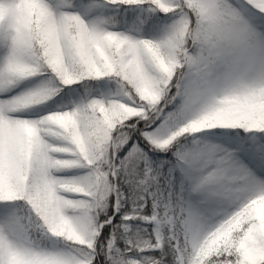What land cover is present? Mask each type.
<instances>
[{
	"label": "snow or ice",
	"instance_id": "1",
	"mask_svg": "<svg viewBox=\"0 0 264 264\" xmlns=\"http://www.w3.org/2000/svg\"><path fill=\"white\" fill-rule=\"evenodd\" d=\"M0 264H264V0H0Z\"/></svg>",
	"mask_w": 264,
	"mask_h": 264
}]
</instances>
